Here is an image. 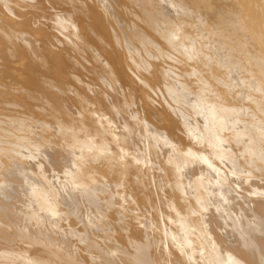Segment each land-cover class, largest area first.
<instances>
[{
  "label": "bare ground",
  "instance_id": "obj_1",
  "mask_svg": "<svg viewBox=\"0 0 264 264\" xmlns=\"http://www.w3.org/2000/svg\"><path fill=\"white\" fill-rule=\"evenodd\" d=\"M0 264H264V0H0Z\"/></svg>",
  "mask_w": 264,
  "mask_h": 264
},
{
  "label": "rangeland",
  "instance_id": "obj_2",
  "mask_svg": "<svg viewBox=\"0 0 264 264\" xmlns=\"http://www.w3.org/2000/svg\"><path fill=\"white\" fill-rule=\"evenodd\" d=\"M236 24V23H235ZM250 46H252V45H250ZM249 47V46H248ZM255 47V46H254ZM253 47V48H254ZM62 54H63V56H62V58L65 60V61H70L72 58L70 57V56H72L71 54H68V53H66V52H64V51H62ZM72 61V60H71ZM253 84L251 83L250 84V87L252 86ZM254 86V85H253ZM253 86L251 87L252 89H253ZM244 87V86H243ZM243 87L241 86V88L243 89ZM247 88V87H246ZM246 88H244L245 89V91H247V90H249L248 88H247V90H246ZM256 88V87H255ZM252 89H250V90H252ZM181 90V89H180ZM249 90V91H250ZM179 103V102H178Z\"/></svg>",
  "mask_w": 264,
  "mask_h": 264
}]
</instances>
